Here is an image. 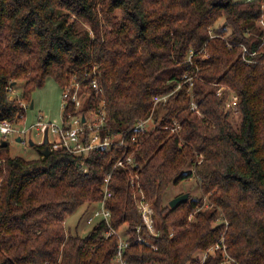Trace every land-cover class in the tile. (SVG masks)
Here are the masks:
<instances>
[{
  "label": "trees",
  "instance_id": "1",
  "mask_svg": "<svg viewBox=\"0 0 264 264\" xmlns=\"http://www.w3.org/2000/svg\"><path fill=\"white\" fill-rule=\"evenodd\" d=\"M263 20L264 0H0V121H23L48 77L63 88L96 76L103 135L129 133L128 147L84 155L36 145L39 157L27 159L0 149V264H112L118 238L106 223L86 235L65 227L103 198L109 174L111 222L130 227L131 264H264ZM227 90L239 97L236 127ZM156 96L166 98L155 104ZM194 99L202 115L189 107ZM127 157L132 164L114 167ZM193 175L202 195L164 204L169 186ZM139 188L156 211L155 247L137 240L138 227L150 235ZM216 244L230 258L221 247L201 261Z\"/></svg>",
  "mask_w": 264,
  "mask_h": 264
},
{
  "label": "built area",
  "instance_id": "2",
  "mask_svg": "<svg viewBox=\"0 0 264 264\" xmlns=\"http://www.w3.org/2000/svg\"><path fill=\"white\" fill-rule=\"evenodd\" d=\"M211 34V36H214L213 33ZM244 53H249L247 47L244 48ZM193 55L194 51L191 50L189 56L191 63ZM245 59L250 61L246 55ZM191 79L192 77L187 78L188 81ZM90 89L95 91L94 96L90 92ZM102 93L103 89L96 76L86 83L76 79L71 81L69 85L62 88L63 116L60 122L46 121L42 114L31 124L22 123L23 121H0V149L3 147V141L8 143L7 137L9 135L17 136L16 139L21 137V142L26 145H30V140H32L35 146L37 145L41 150L49 148L51 151H68L79 155H84L97 149H108L115 144L128 147L126 139L129 133L120 136L108 133L103 135V130L107 124V112L104 101L100 100ZM165 98L166 96H156L155 104ZM70 102L74 104V109L65 112ZM191 103L194 104V101ZM25 106L28 108V105ZM151 120L152 116L142 120L134 126L133 130H146ZM33 134L39 137L38 141L34 140ZM132 163V157L121 158L114 167ZM110 178L111 175L109 174L105 179L103 198L99 202L94 203L98 206L91 208L93 204L86 205V224L93 228L98 223H106V235H116L118 238L117 249L112 264H131L126 258V252L130 247V239L132 237L130 227L128 224H125L116 229L111 222L112 211L108 206V200L112 196V191L109 189ZM131 184L133 187H139L135 178H132ZM133 197L150 234L146 235L142 233V227H138L137 240L140 243L150 244L155 247L153 238L159 236L154 223L155 208L151 202L146 200L145 194L140 188L134 191ZM221 247L225 250V257L230 258L228 253H226V246L216 244L203 254L201 261H203L209 252H213L215 249Z\"/></svg>",
  "mask_w": 264,
  "mask_h": 264
},
{
  "label": "rangeland",
  "instance_id": "3",
  "mask_svg": "<svg viewBox=\"0 0 264 264\" xmlns=\"http://www.w3.org/2000/svg\"><path fill=\"white\" fill-rule=\"evenodd\" d=\"M24 83V81H19L16 85L17 87L14 88L17 93H19L17 99L21 98V92L23 90ZM226 95H228L226 98L227 101L225 103L226 111H230V119L233 125L236 127L240 122V113L236 108L239 97L238 94L232 90H227ZM31 102H33V107L31 108V103L28 104V108H26V116L22 123L31 124L37 119L40 114L44 116V119L46 121L60 122L62 120V88L53 77H48L42 87L36 88L33 91ZM189 107L191 108V110L196 111L199 115H202L195 99L194 104L190 102ZM16 137L17 136L15 135H9L7 137L11 156H22L27 159L39 157L40 152L36 146L26 145L22 142H18L16 141ZM33 138L35 141L39 140V137L35 134H33ZM199 162H201V159L199 160ZM192 168H194V165L192 166ZM184 193H189L190 198H198L202 195V190L196 175H193L189 179L183 180L178 184L170 185L167 191L164 193V204L170 203L172 199ZM97 206L98 205L93 204L91 208ZM86 217V205H84L75 213L67 217L65 221L66 231L69 234L79 233L80 235H86L88 231L92 229V226L86 224Z\"/></svg>",
  "mask_w": 264,
  "mask_h": 264
},
{
  "label": "water",
  "instance_id": "4",
  "mask_svg": "<svg viewBox=\"0 0 264 264\" xmlns=\"http://www.w3.org/2000/svg\"><path fill=\"white\" fill-rule=\"evenodd\" d=\"M32 107H33V102L31 104V108ZM16 141L21 142V137H18L16 139ZM30 145L34 146L35 143L32 140H30ZM3 146H8V143L6 141H3ZM50 152H51V150L49 148H45V149L41 150V153H43V154H49ZM189 199H190V194L184 193V194H181V195L175 197L174 199H172L170 201L169 205L171 208H175L178 204L185 203V202L189 201Z\"/></svg>",
  "mask_w": 264,
  "mask_h": 264
}]
</instances>
